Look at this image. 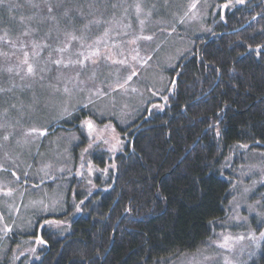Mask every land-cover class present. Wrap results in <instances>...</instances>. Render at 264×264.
<instances>
[{"label":"rangeland","instance_id":"1","mask_svg":"<svg viewBox=\"0 0 264 264\" xmlns=\"http://www.w3.org/2000/svg\"><path fill=\"white\" fill-rule=\"evenodd\" d=\"M232 3L0 0V256L10 232L27 231L35 216L63 210L65 181L40 183L71 172L79 134L86 136L85 163L94 148L115 150L120 136L113 122L124 125L152 101H163L165 70L191 49L194 36L209 32L207 20ZM80 110L88 116L77 130L50 132ZM239 150L225 218L197 249L159 264H247L258 254L264 151ZM79 170L93 176L89 165ZM22 247L31 253L27 241Z\"/></svg>","mask_w":264,"mask_h":264},{"label":"trees","instance_id":"2","mask_svg":"<svg viewBox=\"0 0 264 264\" xmlns=\"http://www.w3.org/2000/svg\"><path fill=\"white\" fill-rule=\"evenodd\" d=\"M207 26L165 70L164 100L113 122L115 150L94 148L85 163L79 134L71 172L40 183L65 181L63 210L10 232L0 264H159L212 236L232 196L236 149L264 151V0H233ZM87 116L80 110L49 130H77ZM83 165L91 178L76 174ZM247 264H264V236Z\"/></svg>","mask_w":264,"mask_h":264},{"label":"snow or ice","instance_id":"3","mask_svg":"<svg viewBox=\"0 0 264 264\" xmlns=\"http://www.w3.org/2000/svg\"><path fill=\"white\" fill-rule=\"evenodd\" d=\"M56 63L57 64H59L60 63V61H56ZM82 63V62H81ZM32 71V69H31V67L29 68V72H31ZM84 124L87 126V128L91 131V129L93 128V124H92V122L91 121H85L84 122ZM228 238L227 237H225V240H227ZM221 246H223V245H221Z\"/></svg>","mask_w":264,"mask_h":264}]
</instances>
